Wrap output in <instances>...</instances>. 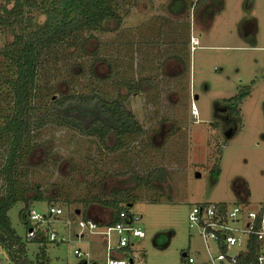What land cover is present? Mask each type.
<instances>
[{
    "label": "rangeland",
    "instance_id": "rangeland-1",
    "mask_svg": "<svg viewBox=\"0 0 264 264\" xmlns=\"http://www.w3.org/2000/svg\"><path fill=\"white\" fill-rule=\"evenodd\" d=\"M224 1L229 19H238L244 32L237 35L230 20L234 34L226 39V48L208 46L207 36L217 37L216 29L207 27L192 30L197 37L201 33L193 47L185 44V25L193 24L197 11L195 0H115L117 21L113 18L103 29L80 32L68 44L41 53L39 88L28 112L33 122L15 163L25 198L7 210L14 232L25 241L18 252L24 264L104 260L103 236L88 231L76 235L77 219L108 220L111 210L88 199L111 197L113 189H121L128 199L137 197L126 208L140 214L143 236L132 238L130 252L143 264H186L182 251L193 254L200 247L187 224L192 203L264 202V0L252 2L253 13L248 9L251 0H242L241 19L232 0ZM13 2L0 0V6ZM167 2L185 9L177 15L179 22L167 13ZM34 6L31 13L37 12ZM21 24L19 18L9 25L0 22V165L9 144L3 125L13 105L9 81L14 76V63L2 50ZM125 83H131V90ZM92 91L122 99L142 130L114 146L111 137L101 142L48 116L36 123L35 117L49 113L43 97ZM154 166L165 169L159 180L135 184L131 172L145 175ZM3 183L0 174V191ZM35 190L42 198L30 200L27 195ZM154 197L160 200H149ZM48 203L62 208L49 222L56 238H26L27 208L44 213ZM74 247L88 256L75 255ZM2 253L1 264H9Z\"/></svg>",
    "mask_w": 264,
    "mask_h": 264
},
{
    "label": "trees",
    "instance_id": "trees-1",
    "mask_svg": "<svg viewBox=\"0 0 264 264\" xmlns=\"http://www.w3.org/2000/svg\"><path fill=\"white\" fill-rule=\"evenodd\" d=\"M33 2L35 3L32 4ZM33 5H36V13L29 10ZM39 15L42 16L41 19H38ZM16 18H19L22 24L18 31L12 32L11 39L2 50L3 55L14 63V76L9 81L13 105L3 125L9 144L0 165L4 182L0 191V249L5 253L9 264H24L18 252L22 251L25 241L14 232L7 210L17 199L25 198V186L20 185L15 177V163L21 141L28 134L33 122L28 112L36 88H39L36 79L41 64L40 55L52 46L68 44L80 32L103 29L108 21L113 18L117 21L119 18L115 10V0H14L10 6H0L1 23L9 25ZM145 81L150 83L148 77H145ZM125 84L127 91L131 90V83ZM42 100L44 106L49 108V113L43 111L35 117L38 124L48 116L57 123L77 129L81 133L93 134L101 142L111 137L114 146L122 145L126 135L142 130L134 113L116 96L105 97L92 91L63 93L54 98L43 97ZM130 174L135 184H149L159 180L165 174V169L162 166H154L145 175L134 171ZM111 193V197L98 194L88 199L111 210L108 222L116 218L118 209H127L126 205L137 198L128 199L126 194L121 193V189H113ZM27 197L30 200L42 198L41 191L35 190ZM149 200L160 199L154 197ZM35 264L46 263L40 259Z\"/></svg>",
    "mask_w": 264,
    "mask_h": 264
},
{
    "label": "built area",
    "instance_id": "built-area-1",
    "mask_svg": "<svg viewBox=\"0 0 264 264\" xmlns=\"http://www.w3.org/2000/svg\"><path fill=\"white\" fill-rule=\"evenodd\" d=\"M188 40L190 47L197 43L192 34ZM192 110H195L194 106ZM61 212L62 208L54 203H48L44 213L27 208L26 238L54 240L55 229L49 222L52 216ZM139 219V213L125 208L118 209L112 222L78 218L76 235L81 236L84 231L102 235L105 247L104 260L89 263L84 260L82 264H140L137 255L130 252L132 238L143 236ZM187 224L197 234L200 247L193 254L182 251L186 264H264V202L252 205L197 201L187 210ZM72 252L77 256H88V252L79 247H74ZM4 260L0 249V264Z\"/></svg>",
    "mask_w": 264,
    "mask_h": 264
},
{
    "label": "crops",
    "instance_id": "crops-1",
    "mask_svg": "<svg viewBox=\"0 0 264 264\" xmlns=\"http://www.w3.org/2000/svg\"><path fill=\"white\" fill-rule=\"evenodd\" d=\"M241 1L242 0H232L233 3V10H235L236 14L238 13V17L239 15L242 13L241 8ZM254 0H251V4L248 7L249 12L253 13V2ZM171 2V0H170ZM170 2L166 3V7L168 10V14L171 16L172 15V19L174 20V22H179V18L177 15H182L185 12V9H178L177 5L175 4L173 7L170 6ZM197 11H196V15L193 21V24H187L185 26H187V36H189L190 34H192L194 37H196V39L199 41L200 40V36L201 33L198 31L197 35L199 37H197L194 33H192V30H194L195 28L198 30L199 27H207V29L211 30L212 28L216 29V33H214L213 36H216L217 38L213 39L211 37L210 33V37L209 35L207 36V38L210 39L208 46H214V47H222V48H226L228 46H230V44H228L226 42V39L229 38V35L231 33L234 34V30H232V28H230V20L232 21V18L229 19L228 14L225 12V1L224 0H220V3L218 4H211L210 0H195L194 5L197 4ZM171 9V10H169ZM257 17V16H256ZM255 17V19L253 20L254 25L252 26V30L254 33L256 32L257 29V18ZM239 19H241V17H239ZM217 20H219V22L217 23ZM217 26H214L213 24H216ZM232 24H234L235 30H236V34L237 33H241L244 34V32L240 31L241 30V26L242 23H240L238 21V19L236 21H232ZM192 27V28H191ZM209 34V33H208ZM184 35V34H183ZM238 35V34H237ZM161 36H163V33L161 34ZM212 38V39H211ZM184 40V39H183ZM208 42V41H207ZM189 43L188 38H186L185 44ZM201 46V45H200ZM92 218V217H91Z\"/></svg>",
    "mask_w": 264,
    "mask_h": 264
},
{
    "label": "water",
    "instance_id": "water-1",
    "mask_svg": "<svg viewBox=\"0 0 264 264\" xmlns=\"http://www.w3.org/2000/svg\"><path fill=\"white\" fill-rule=\"evenodd\" d=\"M194 174H195V175H199V172H198V171H195ZM181 254H183V252H182Z\"/></svg>",
    "mask_w": 264,
    "mask_h": 264
}]
</instances>
